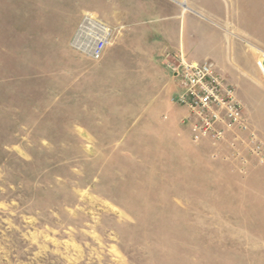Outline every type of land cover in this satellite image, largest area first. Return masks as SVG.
<instances>
[{"label":"rangeland","instance_id":"rangeland-1","mask_svg":"<svg viewBox=\"0 0 264 264\" xmlns=\"http://www.w3.org/2000/svg\"><path fill=\"white\" fill-rule=\"evenodd\" d=\"M219 2L253 56L246 86L225 81L264 143V0ZM101 3L0 0V264H264V166L143 119L133 82L72 46Z\"/></svg>","mask_w":264,"mask_h":264},{"label":"crops","instance_id":"crops-1","mask_svg":"<svg viewBox=\"0 0 264 264\" xmlns=\"http://www.w3.org/2000/svg\"><path fill=\"white\" fill-rule=\"evenodd\" d=\"M101 2V11L96 14L101 21L113 27H122L114 44L122 49H117L114 57L107 52L109 49L102 56L104 62L108 60L113 71L111 81L133 82L132 95L140 98L138 111L145 113L143 119L151 124H158L161 120L165 123L155 126L158 133L167 131L173 136L174 131L181 127L180 120L185 113L173 101L178 94V84L165 65L166 54H180L189 63L211 61L229 84L246 86L242 82L244 78L237 74H250L253 56L227 34L224 27L232 24L233 17L229 12L226 14L219 0L210 1L206 8L189 0ZM125 17L132 19L131 24L135 26L132 30L122 31L126 25L120 20ZM244 19L248 22L247 15ZM178 108L182 112L176 117ZM155 141L161 144L162 138L157 137ZM170 141L174 151L185 145L174 137ZM186 156L200 155L196 151Z\"/></svg>","mask_w":264,"mask_h":264},{"label":"built area","instance_id":"built-area-1","mask_svg":"<svg viewBox=\"0 0 264 264\" xmlns=\"http://www.w3.org/2000/svg\"><path fill=\"white\" fill-rule=\"evenodd\" d=\"M114 31L98 18L85 15L72 46L98 61L111 44ZM164 58L178 84V94L173 101L185 111L180 125L189 131L191 142L198 145L208 141L219 150L229 137L227 156L236 159L241 166L246 164L244 156H252L264 166V143L249 129L235 88L226 83L215 64L211 61L189 63L180 54H166Z\"/></svg>","mask_w":264,"mask_h":264},{"label":"water","instance_id":"water-1","mask_svg":"<svg viewBox=\"0 0 264 264\" xmlns=\"http://www.w3.org/2000/svg\"><path fill=\"white\" fill-rule=\"evenodd\" d=\"M262 65H263V68H264V61H263V64Z\"/></svg>","mask_w":264,"mask_h":264}]
</instances>
